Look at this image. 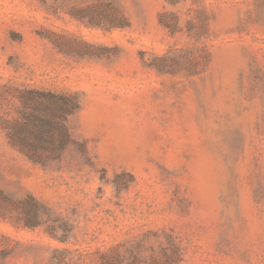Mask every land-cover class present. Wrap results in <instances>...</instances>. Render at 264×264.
<instances>
[{"label": "rangeland", "instance_id": "1", "mask_svg": "<svg viewBox=\"0 0 264 264\" xmlns=\"http://www.w3.org/2000/svg\"><path fill=\"white\" fill-rule=\"evenodd\" d=\"M29 89L79 103L46 164L8 139ZM0 189L40 208L0 264H264V0H0Z\"/></svg>", "mask_w": 264, "mask_h": 264}, {"label": "trees", "instance_id": "2", "mask_svg": "<svg viewBox=\"0 0 264 264\" xmlns=\"http://www.w3.org/2000/svg\"><path fill=\"white\" fill-rule=\"evenodd\" d=\"M117 21L110 20V23L112 26L122 23L120 18ZM20 97L25 109L30 107L32 100L37 105L33 107L35 112L22 111L21 116L7 127L10 143L36 163L46 164L59 159L72 142L66 121L79 107L77 97L63 92L31 89L22 92ZM15 211L18 212V220L26 214V226L40 224V208L34 197L29 195L24 199H14L0 189V215L13 216ZM75 252L68 248L57 249L53 256L54 264H140L143 261V254L131 248L123 250L114 247L101 251L96 261L89 253ZM152 264L161 263L154 259Z\"/></svg>", "mask_w": 264, "mask_h": 264}]
</instances>
